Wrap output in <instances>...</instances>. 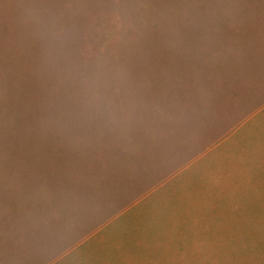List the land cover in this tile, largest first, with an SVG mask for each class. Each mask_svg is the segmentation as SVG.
<instances>
[{
  "label": "rangeland",
  "instance_id": "rangeland-1",
  "mask_svg": "<svg viewBox=\"0 0 264 264\" xmlns=\"http://www.w3.org/2000/svg\"><path fill=\"white\" fill-rule=\"evenodd\" d=\"M0 264H264V0H0Z\"/></svg>",
  "mask_w": 264,
  "mask_h": 264
}]
</instances>
